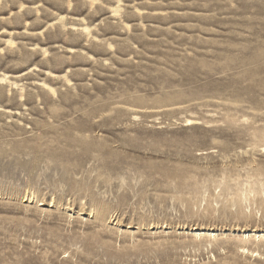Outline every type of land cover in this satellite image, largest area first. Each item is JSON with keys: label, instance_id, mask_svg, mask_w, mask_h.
Returning <instances> with one entry per match:
<instances>
[{"label": "rangeland", "instance_id": "obj_1", "mask_svg": "<svg viewBox=\"0 0 264 264\" xmlns=\"http://www.w3.org/2000/svg\"><path fill=\"white\" fill-rule=\"evenodd\" d=\"M250 232L264 0H0V264H264Z\"/></svg>", "mask_w": 264, "mask_h": 264}, {"label": "bare ground", "instance_id": "obj_2", "mask_svg": "<svg viewBox=\"0 0 264 264\" xmlns=\"http://www.w3.org/2000/svg\"><path fill=\"white\" fill-rule=\"evenodd\" d=\"M187 122V121H186ZM191 125V124H189ZM194 233H196L198 236L202 235V234H209L212 236V232L210 231H194ZM246 237H249V236H254L256 237L257 239H260L261 236H264V233H257V232H250V233H244ZM214 236V235H213ZM197 237V236H196Z\"/></svg>", "mask_w": 264, "mask_h": 264}]
</instances>
